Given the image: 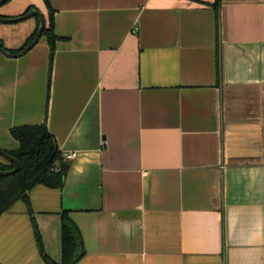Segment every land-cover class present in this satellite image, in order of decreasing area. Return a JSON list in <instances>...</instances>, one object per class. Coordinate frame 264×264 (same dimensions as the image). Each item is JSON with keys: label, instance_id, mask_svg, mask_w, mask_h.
<instances>
[{"label": "crops", "instance_id": "obj_1", "mask_svg": "<svg viewBox=\"0 0 264 264\" xmlns=\"http://www.w3.org/2000/svg\"><path fill=\"white\" fill-rule=\"evenodd\" d=\"M50 2L53 58L43 35L0 51V145L45 122L75 156L0 215V264L61 262L63 210L75 264H264V0Z\"/></svg>", "mask_w": 264, "mask_h": 264}, {"label": "trees", "instance_id": "obj_2", "mask_svg": "<svg viewBox=\"0 0 264 264\" xmlns=\"http://www.w3.org/2000/svg\"><path fill=\"white\" fill-rule=\"evenodd\" d=\"M9 1V0H8ZM216 0V7L219 6ZM47 8H49L48 22L43 36H46L51 50V58L56 48L59 36L55 31L54 12L55 9L51 5L50 0H45ZM35 7H27L22 13H27ZM5 17L3 15H0ZM40 24L36 31L27 39L28 41L19 50L8 48L12 52H20L26 45L31 43L37 35ZM1 41V40H0ZM3 42V41H2ZM4 45V42H3ZM11 135L20 143L16 150H6L20 161L21 169L9 176L0 175V215L8 210L12 204L18 200H23L30 207V199L28 192L34 187L45 184L47 186L57 188L65 185L66 174L70 168V161H65L62 157V151L59 149L56 137L51 133L47 123L43 122L38 125L26 124L24 126H16L10 129ZM60 166L56 169V166ZM14 167L13 162L4 163L0 161L1 170H9ZM31 211V208H30ZM62 214V261L57 263L49 256L44 254L45 261L48 264H75L77 260L85 253V245L82 231L67 210H63ZM36 238L41 252L44 253V246L41 233L35 224Z\"/></svg>", "mask_w": 264, "mask_h": 264}, {"label": "water", "instance_id": "obj_3", "mask_svg": "<svg viewBox=\"0 0 264 264\" xmlns=\"http://www.w3.org/2000/svg\"><path fill=\"white\" fill-rule=\"evenodd\" d=\"M6 1H8V0H0V6L5 4ZM33 16L39 17V24H40L37 35L35 36L33 41L31 43H29L28 45H26L20 52L10 51L7 47H5L3 45V42L0 41V51L4 55L12 56V57H21L23 54L27 53L30 49H32L38 43L39 39L43 35L44 29L46 28L47 24H46V17L44 15V13L42 12V10H40L39 8H34V9L30 10L29 12L21 14V16H17V17H10V16L2 17V16H0V22H2V23L18 22V21H21L22 19L30 18ZM0 154L7 161L14 163V167L12 169H9V170H1L0 169V175L9 176V174L16 173L21 169L20 161L18 160V158L13 156L10 152H7L1 145H0Z\"/></svg>", "mask_w": 264, "mask_h": 264}, {"label": "rangeland", "instance_id": "obj_4", "mask_svg": "<svg viewBox=\"0 0 264 264\" xmlns=\"http://www.w3.org/2000/svg\"><path fill=\"white\" fill-rule=\"evenodd\" d=\"M14 1V0H10ZM5 5L0 6L1 8H4ZM21 16V15H19ZM11 17H17V16H11ZM39 18L38 16H33L30 18L22 19L18 22H0V39L4 42L5 47H9L12 49L14 45H18L22 42L24 34L29 30V27L32 24L33 20H37ZM4 158V157H3ZM4 163H9L10 161H7L5 158L2 161Z\"/></svg>", "mask_w": 264, "mask_h": 264}, {"label": "built area", "instance_id": "obj_5", "mask_svg": "<svg viewBox=\"0 0 264 264\" xmlns=\"http://www.w3.org/2000/svg\"><path fill=\"white\" fill-rule=\"evenodd\" d=\"M75 156V153L74 152H64L62 153V157L65 161H70L72 160V158ZM57 168L56 169H59L60 166H56Z\"/></svg>", "mask_w": 264, "mask_h": 264}]
</instances>
